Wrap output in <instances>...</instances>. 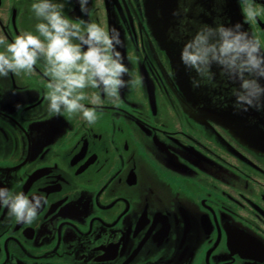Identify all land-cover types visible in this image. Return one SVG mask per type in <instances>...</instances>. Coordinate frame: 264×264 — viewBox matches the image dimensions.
I'll use <instances>...</instances> for the list:
<instances>
[{
	"label": "flooded vegetation",
	"instance_id": "obj_1",
	"mask_svg": "<svg viewBox=\"0 0 264 264\" xmlns=\"http://www.w3.org/2000/svg\"><path fill=\"white\" fill-rule=\"evenodd\" d=\"M175 1L170 30L184 42L223 3L264 44V11L247 21L243 0ZM30 2L0 0V35L33 28ZM88 8L68 0L64 11L117 28L138 83L102 97L89 124L46 110L41 64L0 78V187L47 198L31 225L0 206V264H264V110L234 108L236 82L215 65L217 86L193 88L182 47L154 37L148 0Z\"/></svg>",
	"mask_w": 264,
	"mask_h": 264
},
{
	"label": "clouds",
	"instance_id": "obj_2",
	"mask_svg": "<svg viewBox=\"0 0 264 264\" xmlns=\"http://www.w3.org/2000/svg\"><path fill=\"white\" fill-rule=\"evenodd\" d=\"M76 2L82 13L90 15L89 0ZM67 3L31 0L33 28L10 41L0 35V78L22 71L30 74L34 66L41 64L48 78L46 110L53 115L78 113L91 124L101 111L102 97L118 99L121 89L135 86L138 80L119 50L123 46L120 31L92 19L70 18L64 11ZM243 4L249 22L264 11L255 6V0H243ZM180 59L196 73L191 78L193 88L202 84L217 86L215 65L221 76L236 82L230 91L235 98L234 108L264 110V44L240 22L229 24L216 17L212 24L200 25L185 41ZM45 204L47 198L38 189L25 194L0 187V206L6 207L17 223L38 222Z\"/></svg>",
	"mask_w": 264,
	"mask_h": 264
},
{
	"label": "water",
	"instance_id": "obj_3",
	"mask_svg": "<svg viewBox=\"0 0 264 264\" xmlns=\"http://www.w3.org/2000/svg\"><path fill=\"white\" fill-rule=\"evenodd\" d=\"M233 3H235V0ZM148 6L151 9L149 13L150 25L153 35L159 45L161 47H183L185 42L180 34L170 30L171 27H175L177 23L173 20L174 17L176 19L178 18L176 15L178 13L177 2L175 0H148ZM221 8L220 18L223 19V22L229 24L240 22L243 25V28L252 35L246 29L247 26L243 20V16L235 4L223 5L222 3ZM179 69L181 76L186 77L184 69L186 70L187 68L180 65ZM189 69L190 68H188V70Z\"/></svg>",
	"mask_w": 264,
	"mask_h": 264
}]
</instances>
